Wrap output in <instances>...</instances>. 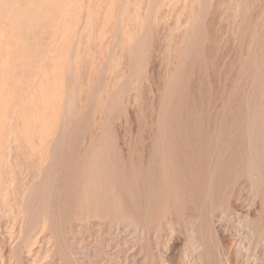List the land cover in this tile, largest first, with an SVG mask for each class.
I'll list each match as a JSON object with an SVG mask.
<instances>
[{"label": "rangeland", "instance_id": "1", "mask_svg": "<svg viewBox=\"0 0 264 264\" xmlns=\"http://www.w3.org/2000/svg\"><path fill=\"white\" fill-rule=\"evenodd\" d=\"M0 264H264V0H0Z\"/></svg>", "mask_w": 264, "mask_h": 264}]
</instances>
